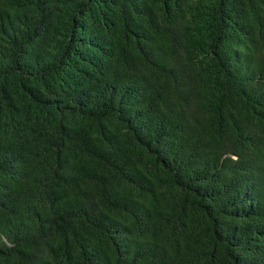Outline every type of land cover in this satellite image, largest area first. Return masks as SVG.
<instances>
[{
    "label": "trees",
    "instance_id": "16d2710c",
    "mask_svg": "<svg viewBox=\"0 0 264 264\" xmlns=\"http://www.w3.org/2000/svg\"><path fill=\"white\" fill-rule=\"evenodd\" d=\"M0 264H264V0H0Z\"/></svg>",
    "mask_w": 264,
    "mask_h": 264
}]
</instances>
